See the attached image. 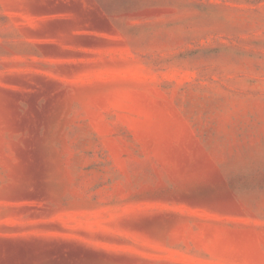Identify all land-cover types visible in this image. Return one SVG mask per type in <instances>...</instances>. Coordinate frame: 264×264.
Instances as JSON below:
<instances>
[{
    "label": "rangeland",
    "instance_id": "374dc122",
    "mask_svg": "<svg viewBox=\"0 0 264 264\" xmlns=\"http://www.w3.org/2000/svg\"><path fill=\"white\" fill-rule=\"evenodd\" d=\"M0 264H264V0H0Z\"/></svg>",
    "mask_w": 264,
    "mask_h": 264
}]
</instances>
